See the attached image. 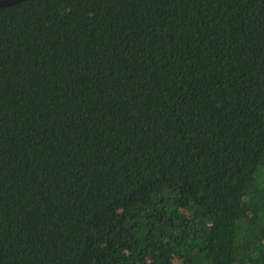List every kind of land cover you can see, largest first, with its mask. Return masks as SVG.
<instances>
[{
	"label": "trees",
	"instance_id": "16d2710c",
	"mask_svg": "<svg viewBox=\"0 0 264 264\" xmlns=\"http://www.w3.org/2000/svg\"><path fill=\"white\" fill-rule=\"evenodd\" d=\"M0 264H264V0L0 8Z\"/></svg>",
	"mask_w": 264,
	"mask_h": 264
},
{
	"label": "water",
	"instance_id": "95a60500",
	"mask_svg": "<svg viewBox=\"0 0 264 264\" xmlns=\"http://www.w3.org/2000/svg\"><path fill=\"white\" fill-rule=\"evenodd\" d=\"M24 1H26V0H0V8L13 6V5L22 3Z\"/></svg>",
	"mask_w": 264,
	"mask_h": 264
}]
</instances>
